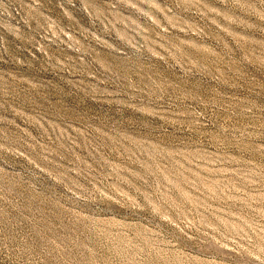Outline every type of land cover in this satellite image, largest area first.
I'll return each mask as SVG.
<instances>
[{"label":"rangeland","instance_id":"rangeland-1","mask_svg":"<svg viewBox=\"0 0 264 264\" xmlns=\"http://www.w3.org/2000/svg\"><path fill=\"white\" fill-rule=\"evenodd\" d=\"M0 264H264V0H0Z\"/></svg>","mask_w":264,"mask_h":264}]
</instances>
